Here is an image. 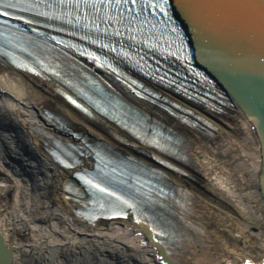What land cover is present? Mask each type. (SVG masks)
Listing matches in <instances>:
<instances>
[{
  "label": "bare ground",
  "instance_id": "1",
  "mask_svg": "<svg viewBox=\"0 0 264 264\" xmlns=\"http://www.w3.org/2000/svg\"><path fill=\"white\" fill-rule=\"evenodd\" d=\"M41 58L52 64L50 56ZM149 58L150 69L163 62ZM65 60L62 78L0 61V163L33 192L32 206L43 210L31 223L28 244L11 242L18 209L0 210L13 264H264L262 149L225 90L210 86L207 93L214 98L203 102L175 93L174 84L137 75L132 79L144 87L134 94L118 82L120 75L110 73L98 78L107 97L86 84L95 78L84 60ZM120 67L132 74L126 63ZM90 91L111 106L116 119L94 108L86 114L66 98ZM70 145L84 153L78 154L80 162L66 156L77 163L72 168L53 155L57 149L65 157L63 148ZM98 152L138 162L147 186L148 173L159 178L151 193L134 185L124 193L128 203L109 200L93 208L98 214L108 206L113 215L125 209L128 218L94 221L83 215L95 198L76 175L96 167ZM7 183L1 180L0 186L8 188Z\"/></svg>",
  "mask_w": 264,
  "mask_h": 264
},
{
  "label": "water",
  "instance_id": "2",
  "mask_svg": "<svg viewBox=\"0 0 264 264\" xmlns=\"http://www.w3.org/2000/svg\"><path fill=\"white\" fill-rule=\"evenodd\" d=\"M196 63L225 90L254 128L263 154L264 199V19L241 7L261 0H170ZM13 264L14 250L0 229V254Z\"/></svg>",
  "mask_w": 264,
  "mask_h": 264
},
{
  "label": "rangeland",
  "instance_id": "3",
  "mask_svg": "<svg viewBox=\"0 0 264 264\" xmlns=\"http://www.w3.org/2000/svg\"><path fill=\"white\" fill-rule=\"evenodd\" d=\"M1 164L2 162L0 163V184L1 180H7L8 188L0 186V195L3 194V197H0V210L11 211L13 210L12 208L18 209L15 213L16 227L11 231V242L17 243L20 241L22 244H28L31 237L29 231L31 223L35 222V215L38 212L42 213V207H39V205L38 208L32 206L30 196L33 192L19 186V184L14 180V177L8 175ZM18 197L19 199H17ZM17 202L19 204H17ZM44 202H48L47 197H45ZM27 215H30V218L32 219H26ZM261 242H264V240ZM27 255L29 256V253Z\"/></svg>",
  "mask_w": 264,
  "mask_h": 264
},
{
  "label": "snow or ice",
  "instance_id": "4",
  "mask_svg": "<svg viewBox=\"0 0 264 264\" xmlns=\"http://www.w3.org/2000/svg\"><path fill=\"white\" fill-rule=\"evenodd\" d=\"M85 3H87V0H85ZM133 3H135V0H133ZM166 5H167V0H163V4L160 5L161 11H164V8H165ZM143 6H148V7H151V8H156L157 7L156 4L149 5L147 0H143ZM4 7H6V8L7 7H15V5L6 4V5H4ZM241 7L245 8V9H248L250 11L257 12L260 15V17L262 19H264V0H261V2L259 4H257V3H249V4H246V5H242ZM5 15H6L5 12H0V17L5 16ZM23 22L25 24L29 23L28 20H25ZM75 107L76 108H80V105L76 104ZM92 186L96 187V185H92ZM99 191L100 192H105V189L104 188H99ZM107 194L109 196L112 195L111 192H109ZM116 199L119 200L120 197H116ZM128 207H131V205H128ZM137 222L139 223L140 221H137ZM157 235H160V233H157ZM6 261H7V254L6 253L0 254V264H6Z\"/></svg>",
  "mask_w": 264,
  "mask_h": 264
}]
</instances>
